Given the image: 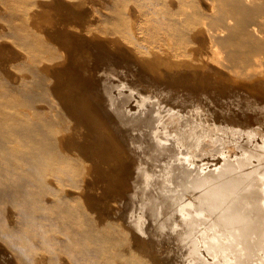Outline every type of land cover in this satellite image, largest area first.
Listing matches in <instances>:
<instances>
[{
    "label": "rangeland",
    "instance_id": "1",
    "mask_svg": "<svg viewBox=\"0 0 264 264\" xmlns=\"http://www.w3.org/2000/svg\"><path fill=\"white\" fill-rule=\"evenodd\" d=\"M116 1L115 8L112 2ZM131 3L130 0H37L30 5V14L38 12L39 19L35 15L41 26L38 30L53 46L30 51L14 34L15 24L23 18L15 20L9 15L11 7L24 3L0 0V83L6 82V98L13 99L16 108L14 99L20 92L13 85L21 84L25 75L30 79L31 74L23 67L27 65L29 70L30 63L43 60L40 68L46 69L43 71L50 84L48 94L54 97L61 111L57 117L52 112L49 114L55 122L67 127L65 132L71 128L69 148L63 149L77 159L83 171L82 175L74 176L77 182L81 183V177L85 176V194L81 192L79 196L80 189H69L72 194L79 192L76 198L79 196L89 207L88 212L93 213L90 215L96 220L112 222L117 230L115 239L138 242V250L148 257L176 247L172 256L182 263L198 254L203 264H238V250L219 246V241L227 239L222 229L228 227L227 220L238 199V187L233 186L237 183L231 182L238 173L239 156H243L238 140H244L247 149L246 141L253 137L249 138L245 132L238 139L233 126L225 125L229 121L216 111L212 112L213 118L207 119L199 115L201 112H193L194 104L187 92L181 95L173 89L169 71L158 62L157 41L142 36L141 49L149 52L140 54L121 32L115 33L117 26L107 16L108 12L120 8L124 14L132 7ZM139 20L138 23L143 22L142 18ZM196 101H200L198 96ZM43 103L39 101L34 107L43 109L46 105ZM233 104L230 107L234 108L227 113L238 112L237 118L244 119L237 102ZM30 106L26 101L20 108L30 109ZM210 181L225 183L230 188L222 196L198 200L197 193ZM193 183L197 190L190 189ZM142 188L164 200L154 203V220L161 221L166 202L172 203L170 214L174 225L184 231L180 240L165 241L157 247V241L146 234L150 216L145 213L144 205L126 207V196L137 198ZM13 190L17 189L0 192V264H31L32 260L21 253L23 241L11 240L5 234L13 228L12 223L20 220L17 207L7 194ZM71 193V202L81 203ZM23 196L20 194L19 198L29 197ZM143 198L150 201L147 195ZM84 220L86 223L89 219ZM77 223H73L75 227L72 224L73 227H56L50 231L47 226L48 236L53 240L50 243L40 236L34 240L39 252L37 259L44 264H69L66 260L71 256L70 251L62 246L61 240L78 228ZM72 248L75 253L79 246ZM50 255L54 258H47L49 261L44 258ZM165 263L170 264L169 260Z\"/></svg>",
    "mask_w": 264,
    "mask_h": 264
},
{
    "label": "bare ground",
    "instance_id": "2",
    "mask_svg": "<svg viewBox=\"0 0 264 264\" xmlns=\"http://www.w3.org/2000/svg\"><path fill=\"white\" fill-rule=\"evenodd\" d=\"M21 1L24 4L10 8L12 18H23L15 24V37L22 40L30 51L50 48L53 43L44 39L38 30L41 28L38 12L33 16L30 14V5L36 4L37 0ZM130 1L132 7L127 6L124 14L118 6V11L108 7L112 12L107 16L117 26L115 33L121 32L132 49L140 54L149 52L141 49L142 36L157 41L158 62L169 71L173 89L181 95L187 92L194 104L193 112H201L199 115L207 119L213 118L212 112L216 111L229 121H225V125L233 126L238 139L243 138L245 132L249 138L253 137L251 140L247 138V149L244 140L240 139L241 143L238 140L243 156H239L236 179L231 181L237 183L233 186L238 187V199L232 206L228 227L222 229L227 239L219 241V246L238 250V264H264V0ZM112 3L116 8L117 1ZM30 16L33 17L31 20ZM138 17L142 18V23H138ZM42 61L30 63L29 70L25 65L26 73H31L30 79L25 75L28 80L24 76L21 84L13 85V89L20 92L14 99L18 107H14L13 99H7L6 82L2 80L0 83V192L17 189L7 194L20 217L19 221L13 219L16 223H12L13 228L5 233L6 236L23 241L21 253L32 260L31 264H44L37 259L39 252L34 240L40 236L52 243L53 237L48 236L47 226L50 231L56 227L65 229L77 222L78 228L66 233V238L61 240L62 246L70 251L69 260L64 259L69 264H166L168 260L170 264H203L198 254L183 263L174 259L172 252L176 247L148 257L138 250V242L115 239L117 230L112 222L96 220L90 215L89 207L86 208L83 200L78 198L86 191L85 176L84 179L81 177V183L74 178L83 171L77 165V159L63 149L69 148L71 135L68 131L71 128L66 133L67 127L65 129L62 123L55 122L49 114L52 112L57 117L61 111L54 97L48 94L50 84L46 71H43L45 66L40 68ZM199 91L202 92L198 94ZM197 96L200 101H196ZM235 100L239 111L245 114L244 119L239 118L245 121L237 118L238 112L227 113L234 108ZM26 101L32 106L21 109L20 105ZM39 101L46 104L45 108L34 107ZM231 103L234 106L230 107ZM251 123L259 126L254 127ZM160 157L164 159V152ZM69 187L76 188V191L80 189V193H76L78 199ZM196 188L193 183L190 189ZM229 188L225 183L210 181L197 193V199L222 196ZM69 193L81 203L71 202ZM20 194L29 197L19 198ZM144 195L150 201L146 202ZM127 196L126 207L144 205L145 213L150 216L146 234L157 241V247L165 241L171 243L181 239L184 231L174 225L170 201L166 200L162 220L158 221L153 219L154 203L164 201L163 198L157 199L143 188L137 198ZM85 218L89 219L86 223ZM74 245L79 246L75 253Z\"/></svg>",
    "mask_w": 264,
    "mask_h": 264
}]
</instances>
